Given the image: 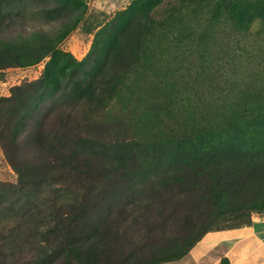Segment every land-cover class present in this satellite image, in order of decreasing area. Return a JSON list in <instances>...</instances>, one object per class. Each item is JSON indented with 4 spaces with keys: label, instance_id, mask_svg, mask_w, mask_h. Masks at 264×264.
I'll return each instance as SVG.
<instances>
[{
    "label": "trees",
    "instance_id": "1",
    "mask_svg": "<svg viewBox=\"0 0 264 264\" xmlns=\"http://www.w3.org/2000/svg\"><path fill=\"white\" fill-rule=\"evenodd\" d=\"M164 1L131 0L77 59L59 45L86 0H0V78L45 60L38 78L0 96V150L17 179L0 180V264H162L209 232L264 215V81L245 63L258 69L262 58L244 38L259 23L264 38V0H176L160 19ZM165 39L214 53L205 62L195 50L197 76L208 64L211 91L194 107L208 113L189 112L190 99L180 101L187 91L162 75ZM138 72L142 83L131 86ZM132 89L154 114L174 113L178 102L191 108L144 137L107 141L83 127L86 114ZM100 177L111 188L98 192ZM136 186L150 195L136 198ZM142 217L148 226L135 229L136 242L127 224Z\"/></svg>",
    "mask_w": 264,
    "mask_h": 264
},
{
    "label": "rangeland",
    "instance_id": "2",
    "mask_svg": "<svg viewBox=\"0 0 264 264\" xmlns=\"http://www.w3.org/2000/svg\"><path fill=\"white\" fill-rule=\"evenodd\" d=\"M131 0H86L87 9L79 21L77 26L62 40L60 43V48L70 51L77 59L83 58L86 53L88 52L94 33L95 31L100 28L103 24H105L117 10L125 8ZM176 0H165L162 3V7L159 9L157 16L162 19L163 14L164 16L167 14L164 13L165 9H168L170 4H174ZM178 3V2H177ZM181 19H187L186 16L180 17ZM101 25V26H100ZM181 27V24H180ZM58 24H50L47 25L46 30L49 32H55L58 29ZM261 23H259L258 27L252 28L249 33H246L244 36L246 42L250 44V46L254 48H259L261 51V58L262 62L260 66L257 68L253 67V62L247 61L246 58H250V55H247V51L243 49L242 54L244 53V58L248 63L246 66L247 72L249 70L259 71L262 80L264 81V38L262 37L263 34L260 33L261 31ZM258 29V32H257ZM182 34V33H181ZM167 37V36H166ZM169 39V38H168ZM168 39H165L160 43L159 51L163 54V51H167L170 49V54L168 55V60L170 64V68H167L166 65L163 67L162 75L165 76L169 82L176 83V87L180 86L181 92L186 90L187 92H183L184 95L180 96V101L184 98L190 99L192 102L193 108L189 110L191 107L187 106L183 109L181 102L178 104L173 105V109L175 110L174 113L170 112H159L156 113V109L148 112L144 109L142 97H146L142 92L140 93L139 97H137V90L132 89L124 94L121 98H116L112 100L108 106L99 111L98 114L94 115L93 117H89V114H86L85 118V126L88 132H91L94 135L99 136L105 140L113 141L117 139H129L134 137L135 135H139L140 137H144L145 135L150 134L159 128L164 127L165 122H170L172 124L175 123V116L182 115V113L198 111V112H207L209 109L201 108L196 109L194 106H198V102L201 101V105H204L206 97L210 95L211 89L209 88V65L204 64V76H197L198 67L200 61H196L197 55L195 50L199 52V55L203 53L206 57H204V61L207 62L209 57H213L214 53L210 52L207 49H204L200 52L198 50V46L194 44L193 47H190L186 44H181L178 46H173V44L168 42ZM157 44L159 41L157 40ZM222 44V43H221ZM224 45V44H222ZM173 48H176L177 54H173ZM211 53V56H210ZM221 55V54H220ZM166 56V55H165ZM260 56V53H259ZM222 57V56H221ZM45 61V60H44ZM44 61H41L37 64L26 66V67H11L5 69L3 73V77L0 78V96L7 95L9 93V88L12 85L19 84L25 80H33L40 76L43 67ZM244 60H242V63ZM223 63V60H222ZM244 71V68H243ZM241 71V73L243 72ZM243 75H246L243 72ZM144 77V73L138 72L133 75L131 79V86H133L136 82L142 83ZM260 85L264 86V83H260ZM199 89L198 92L195 90ZM190 89V91H188ZM198 95L201 97L198 98ZM147 98V97H146ZM85 111V110H84ZM161 111V110H160ZM86 112V111H85ZM82 113V110H81ZM80 113V114H81ZM109 178L100 177L97 181V189L100 192L104 188H111L110 183L107 184L106 181ZM0 180L5 182H16V175L9 164L6 162L2 151L0 150ZM139 190L135 192L136 196L134 197H143L149 196L146 190H143L142 187L136 186ZM96 189V188H95ZM96 189V190H97ZM152 203L153 200L146 201L144 203ZM133 206L129 207L128 211ZM123 208L119 206L118 209ZM137 212V211H136ZM145 217H142L137 223H130V219L128 221V226L135 227L133 229H127L130 233H132V240L138 241L142 238V235L139 232H136L137 227H145L148 226L145 222ZM152 222V220H150ZM22 229V228H21ZM123 230V229H121ZM21 232V230H20ZM36 241V242H35ZM34 244L37 243L35 237L31 241L26 243L25 249L29 247L27 244ZM31 246V245H30ZM31 252V249H30ZM162 264H181V261H172L166 262Z\"/></svg>",
    "mask_w": 264,
    "mask_h": 264
},
{
    "label": "crops",
    "instance_id": "3",
    "mask_svg": "<svg viewBox=\"0 0 264 264\" xmlns=\"http://www.w3.org/2000/svg\"><path fill=\"white\" fill-rule=\"evenodd\" d=\"M264 264V215L241 228L207 233L181 260V264Z\"/></svg>",
    "mask_w": 264,
    "mask_h": 264
}]
</instances>
